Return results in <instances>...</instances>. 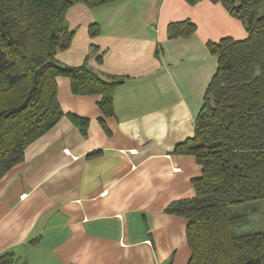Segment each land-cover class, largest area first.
Masks as SVG:
<instances>
[{"label":"crops","instance_id":"1","mask_svg":"<svg viewBox=\"0 0 264 264\" xmlns=\"http://www.w3.org/2000/svg\"><path fill=\"white\" fill-rule=\"evenodd\" d=\"M66 18L74 35L59 61L80 65L95 44L89 65L125 82L114 91V114L104 115L101 95L74 94L58 77L63 111L89 125L83 133L65 115L0 180V253L13 250L16 264H187L188 219L166 208L195 196L202 167L173 151L194 135L217 69L207 42L248 33L211 0L79 2ZM184 19L196 32L169 38L168 25Z\"/></svg>","mask_w":264,"mask_h":264},{"label":"trees","instance_id":"2","mask_svg":"<svg viewBox=\"0 0 264 264\" xmlns=\"http://www.w3.org/2000/svg\"><path fill=\"white\" fill-rule=\"evenodd\" d=\"M114 1L0 0V180L24 160L27 146L65 115L86 133L89 119L61 107L59 76L71 80L74 94L101 95L103 114H114L113 94L125 77L105 78L89 65L98 46L91 45L80 65L57 58L74 35L67 10L79 2L94 8ZM185 1L195 5L201 0ZM211 1L240 19L248 36L207 42L217 57V69L206 88L194 135L178 142L173 151L194 155L202 172L193 179L195 196L172 202L166 211L188 219L192 253L187 264H264V231L238 233L249 218L235 210L264 201V0ZM196 30L191 19L173 21L168 36L185 38ZM89 31L99 34V24H91ZM16 262L13 250L0 253V264Z\"/></svg>","mask_w":264,"mask_h":264},{"label":"rangeland","instance_id":"3","mask_svg":"<svg viewBox=\"0 0 264 264\" xmlns=\"http://www.w3.org/2000/svg\"><path fill=\"white\" fill-rule=\"evenodd\" d=\"M238 20L241 22L242 26H244L243 22L240 19ZM235 210L245 211L248 214L249 218L248 224L237 229L238 233L264 231V201L258 200L246 204H241L236 206Z\"/></svg>","mask_w":264,"mask_h":264}]
</instances>
